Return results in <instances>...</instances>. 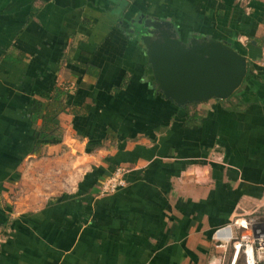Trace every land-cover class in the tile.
<instances>
[{
    "label": "crops",
    "instance_id": "crops-1",
    "mask_svg": "<svg viewBox=\"0 0 264 264\" xmlns=\"http://www.w3.org/2000/svg\"><path fill=\"white\" fill-rule=\"evenodd\" d=\"M146 18L243 50L248 78L163 98ZM260 205L264 0H0V264H239L232 220Z\"/></svg>",
    "mask_w": 264,
    "mask_h": 264
},
{
    "label": "water",
    "instance_id": "water-1",
    "mask_svg": "<svg viewBox=\"0 0 264 264\" xmlns=\"http://www.w3.org/2000/svg\"><path fill=\"white\" fill-rule=\"evenodd\" d=\"M139 38L160 95L184 107L228 98L242 83L246 56L225 41L193 35L182 41L169 19L146 18Z\"/></svg>",
    "mask_w": 264,
    "mask_h": 264
},
{
    "label": "built area",
    "instance_id": "built-area-1",
    "mask_svg": "<svg viewBox=\"0 0 264 264\" xmlns=\"http://www.w3.org/2000/svg\"><path fill=\"white\" fill-rule=\"evenodd\" d=\"M125 172V167H116L110 175H108L101 181L99 186V193H112L118 188L124 186ZM242 222L245 223V221ZM242 222L238 223L237 225V222L235 221L234 224L244 228L245 231H242L238 235H234L230 231L227 239L230 241L233 240V248L235 250V254H238L239 250L243 247L242 251L245 255V264H264V226L261 225L256 229L251 226L250 229H248L246 223L244 225Z\"/></svg>",
    "mask_w": 264,
    "mask_h": 264
},
{
    "label": "rangeland",
    "instance_id": "rangeland-1",
    "mask_svg": "<svg viewBox=\"0 0 264 264\" xmlns=\"http://www.w3.org/2000/svg\"><path fill=\"white\" fill-rule=\"evenodd\" d=\"M235 221L237 222V225H238V223L245 221L248 229H250L251 226H253L255 229L260 227L261 225L264 226V205L255 206L252 209H250V211L239 212L234 216L231 224H232L233 229L235 231L234 235H238L242 231H245V229L240 227V226L235 225L234 224ZM248 223H250V224H248ZM232 245H233V240L230 241V246L233 247ZM242 249H243V247L239 250L238 257H237L239 264H243V262H245V255H244Z\"/></svg>",
    "mask_w": 264,
    "mask_h": 264
},
{
    "label": "trees",
    "instance_id": "trees-1",
    "mask_svg": "<svg viewBox=\"0 0 264 264\" xmlns=\"http://www.w3.org/2000/svg\"><path fill=\"white\" fill-rule=\"evenodd\" d=\"M238 52H240V53H244L243 52V50L241 51V50H239L238 49ZM245 54V53H244ZM249 73H250V68H249V64L247 63V70H246V75H245V77H244V79H243V81H242V83L248 78V76H249ZM241 83V84H242ZM239 88V87H238ZM237 88V89H238ZM237 89L228 97V98H226V99H223V100H220V101H224V100H226V101H228V100H230V98L232 97V95L237 91ZM196 103H189V104H187L186 106H189V105H195ZM238 260V259H237Z\"/></svg>",
    "mask_w": 264,
    "mask_h": 264
},
{
    "label": "bare ground",
    "instance_id": "bare-ground-1",
    "mask_svg": "<svg viewBox=\"0 0 264 264\" xmlns=\"http://www.w3.org/2000/svg\"><path fill=\"white\" fill-rule=\"evenodd\" d=\"M244 225H245V223L244 222H242Z\"/></svg>",
    "mask_w": 264,
    "mask_h": 264
}]
</instances>
